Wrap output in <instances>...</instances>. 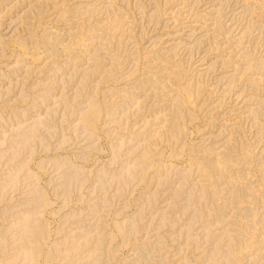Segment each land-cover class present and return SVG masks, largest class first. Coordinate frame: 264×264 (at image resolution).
<instances>
[{"label": "rangeland", "instance_id": "374dc122", "mask_svg": "<svg viewBox=\"0 0 264 264\" xmlns=\"http://www.w3.org/2000/svg\"><path fill=\"white\" fill-rule=\"evenodd\" d=\"M242 1L0 0V264H264Z\"/></svg>", "mask_w": 264, "mask_h": 264}, {"label": "bare ground", "instance_id": "6f19581e", "mask_svg": "<svg viewBox=\"0 0 264 264\" xmlns=\"http://www.w3.org/2000/svg\"><path fill=\"white\" fill-rule=\"evenodd\" d=\"M109 1V0H108ZM182 1V0H181ZM196 1V0H195ZM201 1V0H200ZM222 1V0H221ZM259 1H262V3H264V0H244V3L245 2H251V3H254L253 4V7H251V6H249V5H245L244 4V6L242 7V10H244V12H246L245 13V15L247 14V12L250 10L251 11V9H255V11H256V9H259V8H261L262 6H263V4H262V6L259 4ZM186 2V1H185ZM198 2V1H197ZM243 1L241 0V3H242ZM181 3V2H180ZM221 3V2H220ZM234 3H236V2H234ZM107 4H108V2H107ZM166 4H167V2H166ZM194 4H196V3H194ZM200 4V3H199ZM224 4V3H223ZM91 5V4H90ZM180 5V4H179ZM182 5H183V3H182ZM209 5V4H208ZM221 5V4H220ZM228 5V4H227ZM233 5V4H232ZM238 5V4H237ZM225 7V6H224ZM223 7V8H224ZM221 8V7H220ZM244 8V9H243ZM211 9V8H210ZM212 9H214L213 7H212ZM239 9H241V8H239ZM264 9V8H263ZM174 10V9H173ZM177 10V9H176ZM209 10V9H208ZM218 10V9H217ZM223 10V9H222ZM188 11V10H187ZM191 11V10H190ZM253 11V10H252ZM259 11H260V9H259ZM219 12V11H218ZM236 12H238V11H236ZM244 12H243V14H244ZM176 13H178V12H176ZM175 13V14H176ZM189 13V12H188ZM200 13V12H199ZM215 13V12H214ZM255 13V12H254ZM253 13V14H254ZM180 14V13H179ZM198 14V13H197ZM202 14H204V13H202ZM206 14V13H205ZM209 14V13H208ZM210 14H211V12H210ZM217 14V13H216ZM218 14H220V13H218ZM224 14V13H223ZM250 14V13H249ZM252 14V13H251ZM258 16L256 17V20L258 21V20H261V19H264V13H261V11L258 13H256ZM184 15V14H183ZM221 15V14H220ZM220 15H218V16H216V20H214V22H215V24H217V26L219 27V25L218 24H221V22H220V20L218 21V19L220 18ZM225 15V14H224ZM227 15H229V14H227ZM238 15H239V12H238ZM237 15V16H238ZM177 16V15H176ZM190 16V15H189ZM213 16V15H212ZM215 16V15H214ZM243 16V15H242ZM174 17V16H173ZM211 17V16H210ZM234 17H235V15H234ZM239 17V16H238ZM195 18H196V16H195ZM204 18V17H203ZM207 18V17H206ZM178 19V18H177ZM202 19V18H201ZM222 19H223V17H222ZM221 19V20H222ZM232 19V18H231ZM236 19H238V18H236ZM250 19V20H249ZM248 20V23L246 22V24H247V26L250 28V26L249 25H251V24H255L256 22H255V20H254V22H253V20H251V16H250V18H249ZM207 22V21H206ZM230 22H231V20H230ZM229 22V23H230ZM233 22V21H232ZM196 22H194V24H195ZM208 23V22H207ZM228 23V24H229ZM210 24V23H209ZM214 24V23H213ZM237 24H238V21H237ZM237 24H235V25H237ZM249 24V25H248ZM254 24L251 26V27H253L254 26ZM191 25V24H190ZM207 25V24H206ZM261 27H258L257 28V32H258V34H261L262 35V33L264 32V28H262V27H264V24H259ZM258 25V26H259ZM184 26H186V25H184ZM194 26V25H193ZM211 26V25H210ZM222 26V25H221ZM220 26V27H221ZM230 27V26H229ZM232 27V26H231ZM235 27V26H234ZM214 28V27H213ZM215 28H216V26H215ZM237 28V27H236ZM244 28V27H243ZM247 28V27H246ZM245 28V29H246ZM256 28V27H255ZM194 29V28H193ZM192 29V31H194L195 32V30H193ZM252 28H250V29H247L246 30V33L249 31V30H251ZM190 30V29H189ZM213 30H215V29H213ZM238 30H239V28H238ZM233 31V30H232ZM191 32V31H190ZM194 32H191V33H194ZM197 32V31H196ZM230 32V31H229ZM243 32V31H242ZM208 33V32H207ZM228 33V32H227ZM218 34V33H217ZM231 34V33H230ZM257 34V35H258ZM260 35V36H261ZM190 36V35H189ZM264 37V36H263ZM235 38V37H234ZM199 39H201V38H199ZM235 40V39H234ZM233 40V41H234ZM201 41V40H200ZM261 41H262V39H261ZM230 42V41H229ZM259 42V41H258ZM263 45L262 46H264V39H263ZM232 43V42H231ZM235 43V42H234ZM233 43V44H234ZM240 43H241V41H240ZM194 44V43H193ZM196 44V43H195ZM205 44V43H204ZM238 44H239V42H238ZM238 44H236V46L238 45ZM188 45V44H187ZM201 45V44H200ZM199 45V46H200ZM240 45V44H239ZM192 46V45H191ZM190 46V47H191ZM209 46V45H208ZM183 47H184V45H183ZM193 47V46H192ZM192 47H191V50H192ZM197 47V46H196ZM209 47H211V46H209ZM186 49H187V47H185ZM189 48V47H188ZM199 49H200V47H198ZM232 48V47H231ZM234 48V47H233ZM257 48V47H256ZM264 48V47H263ZM209 49V48H208ZM213 49V48H212ZM212 49H209V50H212ZM242 49V48H241ZM191 50H190V52H191ZM208 50V51H209ZM231 50V49H230ZM258 50V49H257ZM188 51H189V49H188ZM236 51V50H235ZM259 51H260V49H259ZM255 53V52H254ZM251 56H248V54L246 55V60L247 59H249ZM240 63H237V65H239ZM252 64L253 63H251L250 61H247V62H245L244 64H241V65H239L240 67H243L242 68V70H244L243 71V73H246L245 71L246 70H248V69H250V68H252ZM259 64V63H258ZM247 65V66H246ZM259 66H261V67H259ZM263 66H264V63H263ZM263 66L262 65H258V67L259 68H263ZM237 68V70L239 69V67L237 66L236 67V64H235V69ZM236 70V71H237ZM241 70V71H242ZM235 70H233V72H234ZM249 71V70H248ZM257 73H259V71L257 72ZM233 74V73H232ZM234 74H235V72H234ZM227 76H229V75H227ZM230 77V76H229ZM233 77V76H232ZM143 84H144V82H143ZM142 85V84H141ZM140 86V85H139ZM141 87V86H140ZM144 87V86H143ZM178 99H179V101H181V99L178 97ZM177 99V100H178ZM91 108V107H90ZM90 111V110H89ZM92 111H93V109H92ZM96 114H99V111H98V109L97 108H95V110L93 111V113H92V115H96ZM32 232V231H31ZM32 234V233H31Z\"/></svg>", "mask_w": 264, "mask_h": 264}]
</instances>
